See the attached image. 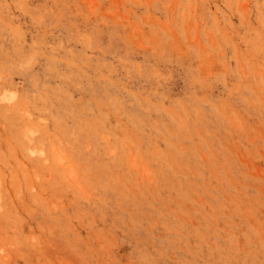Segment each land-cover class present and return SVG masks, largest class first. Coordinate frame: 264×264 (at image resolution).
I'll return each instance as SVG.
<instances>
[{"label":"rangeland","instance_id":"obj_1","mask_svg":"<svg viewBox=\"0 0 264 264\" xmlns=\"http://www.w3.org/2000/svg\"><path fill=\"white\" fill-rule=\"evenodd\" d=\"M0 264H264V0H0Z\"/></svg>","mask_w":264,"mask_h":264}]
</instances>
